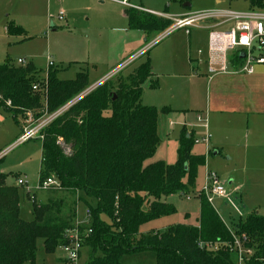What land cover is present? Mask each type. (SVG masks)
Wrapping results in <instances>:
<instances>
[{"label": "trees", "instance_id": "obj_1", "mask_svg": "<svg viewBox=\"0 0 264 264\" xmlns=\"http://www.w3.org/2000/svg\"><path fill=\"white\" fill-rule=\"evenodd\" d=\"M249 3L264 9V0ZM125 14L131 30L163 33L173 24L133 9ZM234 60L243 61L237 55ZM39 74L32 63L16 67L8 60L0 65V110L13 114L18 125L21 114H32L37 121L45 107L48 114L58 111L90 84L86 73L61 81L57 72L49 71L45 105L33 90L41 83ZM153 78L147 59L130 75L122 74L80 99L44 132L40 183L55 177L64 191L82 192L90 209L92 234L84 245L92 254L86 264H123L124 256L148 251L155 253L157 264H238L231 248L233 234L246 237L245 247L255 250L245 264H264V217L251 214L230 231L205 197L199 198L198 227L179 224L137 239L143 225L177 213L163 199L195 190L198 170L206 164L205 156L193 155L192 135L184 131L175 165L161 161L145 166L161 144L159 111L141 103L148 82L157 88ZM6 178L0 172V264H36L38 242L42 240L44 250L53 253L65 243L70 221L52 224L46 218L49 206L37 204L33 220L24 221L20 190L5 186Z\"/></svg>", "mask_w": 264, "mask_h": 264}, {"label": "rangeland", "instance_id": "obj_2", "mask_svg": "<svg viewBox=\"0 0 264 264\" xmlns=\"http://www.w3.org/2000/svg\"><path fill=\"white\" fill-rule=\"evenodd\" d=\"M98 1L100 2L101 0ZM104 1L106 10L109 13L115 14L119 13L121 9H125L117 2L110 0ZM130 1L132 4L142 5L155 11H167L170 15H173L172 19L181 18L194 12L212 9L239 12H246L250 9L248 0H189V3H185L184 0ZM217 2H220V4H217ZM68 3L73 4V0H53L51 2L49 0H0V65L10 60L13 66L24 67L19 66L17 63L18 59H22L25 61V67L30 63L35 65V68L40 73L39 79L41 81H45L46 78L48 79L47 75L49 71L57 72V77L61 81H72L76 78L77 74H88L89 72L91 73L92 84L100 75L94 74L96 68L100 70L103 62L115 61L119 55L123 54L124 45L122 41H118L117 37L120 35L116 32L103 30L96 33L94 28L92 32L84 30L86 25H89V17L94 19L99 14V9L95 8L93 4L91 8L94 10L91 14L85 12L79 13L78 19L74 23V26L71 27V30L66 28L64 25L65 21L62 24L60 23L59 14L62 9H66ZM186 4H190L191 8H185ZM138 12L144 13L145 11L139 10ZM147 13L146 11L144 14ZM156 17L165 18L162 14L156 15ZM53 26L55 27L54 31ZM184 33L185 30L180 32L176 31L162 38L161 41L163 43L152 53V60L160 71L165 70V65L168 60L166 53L169 51L170 44L173 43V38L183 36ZM161 34L163 33L154 32L152 39ZM102 38L107 40L108 50H105L104 53L96 52L97 49L95 47L99 45L98 41ZM93 39L97 42H94ZM118 43L121 46L117 45ZM50 61L55 64L53 68H49ZM132 72L133 70H128L122 74L128 76ZM122 74L120 73L111 80L115 81ZM146 85L145 87L148 86ZM84 92L75 99L83 95ZM38 93L41 94L42 101L46 105L47 92L39 91ZM150 99V97L145 96L144 102H149L148 100ZM45 108V118L41 121L46 120L50 116V114L46 115L48 113V107ZM175 118L173 117L172 119L173 123ZM195 118L196 122H198V115ZM35 120L32 114L29 113L21 114L18 118L19 125H22L25 129H28L30 126L34 127L41 122ZM160 126L161 131L164 129L166 132H174L176 128V126L170 124V120L165 121V119L161 121ZM21 135L22 130L15 122L13 114L3 110L0 111V172L7 177L4 185L8 187L18 186V179H23L27 182L26 186L19 187L20 203L23 199H27L25 203L22 202L21 204L22 219L24 221H32L33 205L37 204L39 207L49 206L50 213L46 218L52 224L62 220L67 223L70 221L69 228L77 225L82 228H91L92 222L88 218L90 209L84 201L85 195L82 192H69L61 188H52L48 191L38 189L40 185L43 144L38 139L26 143H19L18 139ZM195 139L196 137L193 138V140ZM162 147L164 146L162 145ZM197 148L200 150L199 148L201 147L198 146ZM66 153H69L68 148H66ZM160 154H162L161 150ZM206 165L209 171L217 174L223 185L229 186V182L233 179L237 184L244 187L242 201L248 212L264 214V163L253 162L251 164L241 165L240 168H237V171L229 169L222 157L212 156ZM205 171L206 167H202L198 175L197 190L199 192L192 190L186 194L191 196V200H188L186 195L179 196V198L176 197L174 202L177 206V213L170 216L171 225L173 223H184L186 214L191 215L192 218L196 215L199 217V198L205 197L201 192L206 185ZM214 200L215 207L219 209L222 203L220 204L216 198ZM222 211V216L229 225L237 224V222L231 224V221H234V219L238 220V217L234 215L235 218L233 220L231 219V214L234 213L229 207H224ZM106 220L109 222L108 219ZM152 222L143 225L141 232L144 233L147 230L148 232L153 231L155 228L162 233L163 226L160 223ZM189 223L193 227L200 225L199 219H192ZM252 250L255 252L254 248ZM91 254V248L84 245L79 264H86ZM146 258L142 255H127L122 258V263L148 264L149 261ZM65 260L66 257L61 247L57 248L53 253H47L44 250L43 241L40 240L38 242L36 264H65ZM237 262L239 264L240 260L237 259Z\"/></svg>", "mask_w": 264, "mask_h": 264}, {"label": "crops", "instance_id": "obj_3", "mask_svg": "<svg viewBox=\"0 0 264 264\" xmlns=\"http://www.w3.org/2000/svg\"><path fill=\"white\" fill-rule=\"evenodd\" d=\"M51 1L53 0H49V2ZM110 1L119 3L125 9H121L119 13L113 14L106 10L104 0L100 2L98 0H73V4L68 3L66 9L61 10L65 17L63 20H60V23L62 24L65 21V27L71 30V27L74 26V23L78 19L79 13L85 12L91 14L94 10L91 8L93 4L95 8L99 9V14L94 19L89 17V25L87 24L84 30L92 32L94 28L96 33L103 30L116 32L120 35L117 37L118 41H122L124 45L123 54L119 55L115 61L103 62L100 70L95 67L94 74L100 75L92 84L91 73L88 72L90 84L86 91L101 84L122 68L124 69L120 72L121 74L128 70H135L147 59L151 61L154 74L152 82L157 83V88H151L148 82V86L146 85L147 87H144L141 103L147 107H154L159 111L158 135L164 147L161 148V145L156 155L145 162V166L161 161L167 165H175L178 161L179 140L184 131L188 135H192V138L196 137L193 142L197 146L193 147L192 153L195 156H205L206 164L212 156L222 157L223 161L227 163V167L234 170L240 168L241 165H247L253 162L264 163V65L258 66L253 75H214L210 72L208 64L209 31L206 28H198L190 30L189 33L185 31L183 36L173 38V43L170 44L169 51L166 53L168 60L165 65V70L160 71L152 60V53L163 43L161 40L158 43L160 36L152 39L154 32L148 33L131 30L125 11L129 9L147 11V14L155 17L156 15L162 14L165 17L162 19L168 20H171L173 15H170L167 11L159 12L142 5L132 4L130 0H128L130 6H125L122 1ZM184 1L185 3H189V0ZM217 4H220V2H217ZM185 8H191V5L186 4ZM251 9L258 8H252L250 6L249 10ZM166 17H170L171 19ZM52 28L54 31L55 27L53 26ZM149 40L150 42L148 43ZM93 41L97 42L94 39ZM98 43L99 45L95 47L97 49L96 52L104 53L105 50H108L107 40L102 38ZM117 45L121 46L120 43ZM240 67L241 63H238L231 56L230 71L235 72ZM145 96L151 98L148 100L149 102H144ZM163 110H167V112H163ZM197 115L198 122H196L195 118ZM173 117H176L175 124L172 120ZM199 117L202 119L201 122L199 121ZM163 119L165 121L170 120V124L176 126L174 132H166L164 129L161 131L160 125ZM18 126L20 129L23 128L22 125ZM206 136L209 137L207 144H195L196 140H202ZM198 146L201 147L199 148L200 150H198ZM160 150L162 154H160ZM206 164L202 167H206L204 174L207 176V173L211 171L207 169ZM202 167L199 168L198 175ZM15 187L19 188L20 186ZM227 187L229 190L240 191V196L238 197L241 206L244 207L245 205L242 201L244 187L237 184L233 179ZM195 190L199 192L197 190V181ZM179 196L174 195L164 198L163 202L177 209L174 201ZM26 200L23 199L21 201L20 208L22 202L25 203ZM218 201L220 204L222 203L220 208L217 209L215 205L212 207L219 214L221 220L229 230H233L240 220H245L251 214L255 213L264 217V214L259 212L250 213L244 207V218H240L235 213L231 214L232 220L235 218L234 215L238 217V220L234 219V221H231V224L237 222L236 225H229L222 216V210L228 206L222 200ZM200 213L199 217L196 215L193 218L191 215L186 214L184 223L179 224L192 226L189 221L192 219H200ZM170 221V216H168L154 222L160 223L163 226V231L161 232H164L170 226L179 225L176 223L171 225ZM141 228L137 239L149 233H160L155 228L153 231L148 232L147 230L142 233ZM135 255L147 257L148 264H157L156 255L153 252L148 251Z\"/></svg>", "mask_w": 264, "mask_h": 264}, {"label": "built area", "instance_id": "obj_4", "mask_svg": "<svg viewBox=\"0 0 264 264\" xmlns=\"http://www.w3.org/2000/svg\"><path fill=\"white\" fill-rule=\"evenodd\" d=\"M122 3L125 6H130L128 0H123ZM64 13L59 14V20H63ZM173 25L160 35L158 41L162 38L169 36L170 34L185 30L187 33L192 29L206 28L209 31V55L208 64L210 72L214 75L218 74H245L253 75L258 66L264 65V9H251L246 12H239L233 10H220L212 9L202 12H194L187 16L171 19ZM242 58L241 67L239 70L230 71L231 56L235 59V56ZM19 66L25 67V61L20 59L17 61ZM55 66L54 62H49V68ZM116 72L107 80L98 84L91 90H87L83 95L79 96L73 102L68 103L58 111L50 114V116L44 120L41 117L36 126H30L28 129H22V135L18 139L19 143H26L28 141L38 139H44V132L46 129L60 116H62L69 108L86 95L92 93L99 86L105 84L111 79L123 71ZM48 76V75H47ZM47 78L45 81H41L40 84H36L33 87L35 92L46 91L47 92ZM11 105V103H9ZM48 113H46L47 115ZM199 121L202 119L199 117ZM36 123V122H34ZM33 123V124H34ZM209 137L206 136L202 140H196L195 144L208 143ZM18 186H26L27 182L23 179L17 180ZM52 188H61L59 181L55 177L44 180L38 186L39 190L48 191ZM206 197L207 201L213 206L214 198L222 200L224 204L231 208L233 213L240 218H244V207L241 206L239 201V190H229L228 187L220 182L217 174L208 172L206 176V185L201 191ZM188 200H191V196L186 195ZM90 212H88V217ZM82 227L75 226L68 229L64 234L65 243L61 246L66 260L65 264H79L81 254L84 248L85 238H88L92 231L89 228L83 229ZM232 231V230H230ZM234 243L232 244V251H234L238 259L239 264H245V261L249 259L254 251L245 247L247 238L237 237L235 234ZM207 249L217 251L218 246L207 245Z\"/></svg>", "mask_w": 264, "mask_h": 264}]
</instances>
